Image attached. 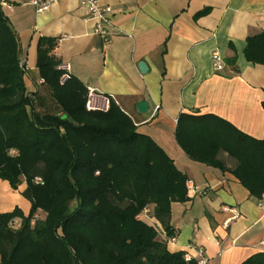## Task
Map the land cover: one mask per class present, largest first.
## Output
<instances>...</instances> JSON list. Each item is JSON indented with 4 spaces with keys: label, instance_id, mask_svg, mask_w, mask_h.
Here are the masks:
<instances>
[{
    "label": "trees",
    "instance_id": "obj_1",
    "mask_svg": "<svg viewBox=\"0 0 264 264\" xmlns=\"http://www.w3.org/2000/svg\"><path fill=\"white\" fill-rule=\"evenodd\" d=\"M13 30L0 6V179L12 189L24 182L31 206L27 214L0 213V264H197L166 245L174 236L171 204L188 200L186 175L113 101L107 112L88 111L84 84L72 75L60 82L55 37L37 44V69L55 108L35 109ZM243 53L264 64V33L248 37ZM224 61L223 70L239 72L236 54ZM175 138L191 159L229 171L251 197H264V139L187 112L177 117ZM148 207L164 239L140 217ZM240 264H264V251Z\"/></svg>",
    "mask_w": 264,
    "mask_h": 264
},
{
    "label": "crops",
    "instance_id": "obj_2",
    "mask_svg": "<svg viewBox=\"0 0 264 264\" xmlns=\"http://www.w3.org/2000/svg\"><path fill=\"white\" fill-rule=\"evenodd\" d=\"M4 2L0 6L17 35L23 80L36 108H55L37 69L38 40L55 37L53 55L70 65V74L113 97L137 131L186 175L188 200L171 204L169 251L198 258L200 249L207 264H240L264 251L259 201L229 171L191 159L175 138L177 117L187 112L216 115L264 139V64L248 62L243 53L248 37L264 33V0H100L112 9L107 42L93 32L94 21L80 0H55L39 13L18 0ZM204 9L207 13L197 16ZM214 49L224 60L236 54L239 72L214 70ZM141 61L148 67L143 73ZM139 101L147 102L146 112L137 109ZM219 157L227 168L235 165L225 153ZM24 185L12 189L0 179V213L14 207L29 212ZM151 208L140 217L157 224L164 239Z\"/></svg>",
    "mask_w": 264,
    "mask_h": 264
},
{
    "label": "built area",
    "instance_id": "obj_3",
    "mask_svg": "<svg viewBox=\"0 0 264 264\" xmlns=\"http://www.w3.org/2000/svg\"><path fill=\"white\" fill-rule=\"evenodd\" d=\"M21 3L29 4L35 8V10L39 13L45 10H48L52 3L55 0H18ZM1 4H4V0H0ZM82 6H84L89 12V18L94 21V33L99 35L104 42H107L110 37V33L106 28V24L108 23L109 14L112 11L110 6L102 5L100 0H80ZM212 64L214 70L221 71L224 68V58L221 55L218 49L212 50ZM59 69L62 71V75L60 78V82H65L70 77V65L68 63H61L59 65ZM110 95L104 94L102 92H98L93 88H87V94L85 99V108L88 111H100L107 112L110 108V103L112 101ZM187 187L190 186V182L187 181ZM260 206L264 208V197L259 200ZM146 212V209L144 210ZM264 243V242H262ZM197 257L191 256L186 252L185 260L190 261L191 259H196L197 264H207V259L203 256L202 250H196Z\"/></svg>",
    "mask_w": 264,
    "mask_h": 264
},
{
    "label": "water",
    "instance_id": "obj_4",
    "mask_svg": "<svg viewBox=\"0 0 264 264\" xmlns=\"http://www.w3.org/2000/svg\"><path fill=\"white\" fill-rule=\"evenodd\" d=\"M138 67H139V70H140L142 73H143V72H146V71H147V68H148L147 65H146V63H145L144 61L139 62ZM137 109H138L140 112L142 111V113L146 112L147 109H148V104H147V102H146V101H139V102L137 103ZM62 117L65 118L66 115H63Z\"/></svg>",
    "mask_w": 264,
    "mask_h": 264
},
{
    "label": "rangeland",
    "instance_id": "obj_5",
    "mask_svg": "<svg viewBox=\"0 0 264 264\" xmlns=\"http://www.w3.org/2000/svg\"><path fill=\"white\" fill-rule=\"evenodd\" d=\"M35 109L39 110L42 113H43L44 110H46V108H35Z\"/></svg>",
    "mask_w": 264,
    "mask_h": 264
}]
</instances>
